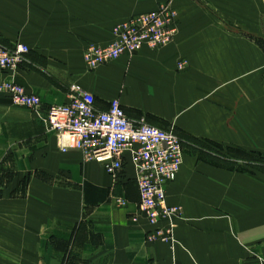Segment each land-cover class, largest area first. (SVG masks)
Instances as JSON below:
<instances>
[{"label":"crops","instance_id":"0c3cea01","mask_svg":"<svg viewBox=\"0 0 264 264\" xmlns=\"http://www.w3.org/2000/svg\"><path fill=\"white\" fill-rule=\"evenodd\" d=\"M166 1L178 17L170 44L86 67L88 46L109 45L117 24ZM262 39L264 0H0V44L30 50L11 81L41 100V113L16 109L4 119L18 190L0 198V264H66L69 249L73 264L264 258V172L226 169L202 151L264 155ZM72 86L98 110L117 99L129 119L171 128L182 140L183 164L167 191V204L182 209L175 243L149 242L144 218L133 221L138 191L128 167L112 177L81 152L58 149L42 117L71 101Z\"/></svg>","mask_w":264,"mask_h":264},{"label":"built area","instance_id":"2783aa9c","mask_svg":"<svg viewBox=\"0 0 264 264\" xmlns=\"http://www.w3.org/2000/svg\"><path fill=\"white\" fill-rule=\"evenodd\" d=\"M171 17L157 11L127 20L115 28V40L110 46L88 50L86 65L93 69L121 55L164 46L177 31ZM27 52L23 44L14 48L0 44V71L17 72ZM0 90L15 105L34 111L41 108L38 96L16 84H4ZM43 121L55 133L61 152H81L86 160L101 164L112 177L128 167L138 191L133 221L143 217L151 227L146 234L149 242L175 243V222L181 219L182 209L167 204V191L183 164V150L176 136L143 120L129 119L117 99L106 110H98L94 97L77 86L71 87L68 104L45 110ZM117 203L127 205L123 198ZM249 264H264V258L254 255Z\"/></svg>","mask_w":264,"mask_h":264},{"label":"rangeland","instance_id":"374dc122","mask_svg":"<svg viewBox=\"0 0 264 264\" xmlns=\"http://www.w3.org/2000/svg\"><path fill=\"white\" fill-rule=\"evenodd\" d=\"M157 11H163V12L169 13L172 16L171 21H172L173 25L176 27L177 31L171 37V40H169V42L167 44H165L164 46L170 44L178 33L177 10L173 6L172 1H166V2L160 3L158 5V7L153 9V10L132 15L131 17H129L125 21L117 24L112 30L113 37H114L113 41L115 40V28L116 27L125 23L127 20H130L131 18H133L135 16H139V15L141 16L144 14H149V13L157 12ZM113 41L107 46H110L113 43ZM17 45H19V44H16V45L11 46V47H6V46H4V47L14 48ZM107 46H104V47L88 46L85 49L84 55H83V60H84L85 65H86L85 55L88 52V50H91L93 48L101 49V48H105ZM164 46H159L157 48H162ZM262 46H264V40L263 39H262ZM157 48H148V49H157ZM29 52H30V50L28 48V52L24 56V60H25V58ZM133 55H135V54H128V55L126 54V56H133ZM121 56H125V55H121ZM24 60H23V62H24ZM111 61H113V60H111ZM111 61H109L103 65H106V64L110 63ZM103 65H101V66H103ZM179 66H182V69H179ZM186 66H187V62L182 60V61L178 62L177 70L183 71L186 68ZM86 67L90 70H94L100 66L93 68V69L89 68L87 65H86ZM7 73H12V72L0 71V79H4V81L0 82V87L3 84H16V83L11 81V77L16 72H13L12 74H7ZM20 87H22V86H20ZM0 98H2L3 102L5 103V104H0V198L2 196H11L10 198H16V191L18 190V188H16V149H15V147H13V144H12L13 138L10 137L7 125H6V123H4V119L15 117L16 116V109H18L19 111H30L32 113H41V108L37 111H34V110H30V109L22 107V106L15 105L9 98L6 97V95L2 91H0ZM42 122L44 123L43 117H42ZM44 125H45V123H44ZM164 130L171 132L174 136H176L180 140L182 150H183L182 140L178 137V135H176L171 128L170 129H164ZM2 148H4V149H2ZM2 150H4V152ZM200 150H201V148L198 149V151H200ZM202 151H205L206 153L210 154L213 159H215V160L218 159V161L220 162L222 167H225L226 169L237 170L241 167V168H244L245 170H252V169L258 170V169H260L261 171L264 172V155H254V154H248V153H241V152L235 150L234 148H222V147H215V146H212V148L205 149ZM183 157H184V150H183ZM219 157H222V158H219ZM241 163L243 165H241ZM150 228L151 227L149 226V229ZM70 255H71V249H69L67 251L68 257H66V261H67L66 264H73L70 261L71 260Z\"/></svg>","mask_w":264,"mask_h":264},{"label":"bare ground","instance_id":"6f19581e","mask_svg":"<svg viewBox=\"0 0 264 264\" xmlns=\"http://www.w3.org/2000/svg\"><path fill=\"white\" fill-rule=\"evenodd\" d=\"M3 72H4V71H3ZM1 87H2V86H1ZM1 87H0V88H1ZM3 92H4V91H3ZM4 93L6 94V92H4ZM6 95H7V94H6ZM7 97L9 98V96H8V95H7ZM9 99H10V98H9ZM52 106H55V105H52ZM44 115H45V113H44Z\"/></svg>","mask_w":264,"mask_h":264}]
</instances>
